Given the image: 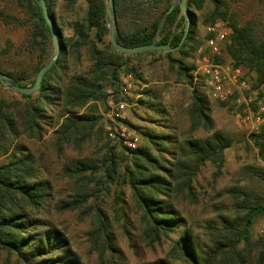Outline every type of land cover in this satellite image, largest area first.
Listing matches in <instances>:
<instances>
[{
    "label": "trees",
    "instance_id": "1",
    "mask_svg": "<svg viewBox=\"0 0 264 264\" xmlns=\"http://www.w3.org/2000/svg\"><path fill=\"white\" fill-rule=\"evenodd\" d=\"M12 1L26 17L21 26L28 28V47L38 46L40 54L31 75L5 74L17 86L30 87L52 55L51 36L34 0ZM55 1L45 0L56 25ZM83 2L82 16L70 23V36L62 35L56 26L60 52L39 90L20 95L7 89L12 98H0V255L5 256V263L14 257L22 264H80L64 233L46 221L58 191L46 177L49 171L42 157L23 144L42 142L51 130L49 149L60 162L59 175L68 184L62 190L67 199L56 208L60 213L91 217L88 235L105 251L115 252L114 243L106 214L95 201H89L97 193L90 186L104 184L108 189L118 184L129 189L141 213L145 241L150 246H167L164 257L149 264H264V127L247 136L263 165L249 169L245 179L249 185H234L226 191L229 207L218 201H200L208 193L198 192V176L211 167L210 195L216 193L225 152L233 141L215 129L207 96L192 87L195 66L186 62L202 44L196 13L208 5L202 24L208 27L221 22L229 29L222 52L231 65L243 70L255 103L261 101L264 19L241 17L224 0H187L190 26L184 36L186 20L178 4L166 14L172 0H113L118 44L134 48L150 45L156 38L157 45L175 48L184 37L174 52L127 55L114 51L105 41L109 32L106 0ZM259 2L264 5V0ZM1 16L6 24L19 21L9 14ZM10 47L7 41L0 48V66ZM144 57H153L149 64L162 68L159 81L172 80L187 88L181 106L186 128L178 131L169 122L168 108L141 71L138 61ZM124 77L144 86L137 104L167 120L164 124L151 118L155 129L133 127L145 140L135 150L110 140L103 123L109 101L130 102L121 92ZM220 105L227 107L228 103ZM200 202L214 215L204 221L202 233H196L183 214L186 207ZM257 219L263 220V230L253 237L250 229ZM106 262L115 264L112 258Z\"/></svg>",
    "mask_w": 264,
    "mask_h": 264
},
{
    "label": "rangeland",
    "instance_id": "2",
    "mask_svg": "<svg viewBox=\"0 0 264 264\" xmlns=\"http://www.w3.org/2000/svg\"><path fill=\"white\" fill-rule=\"evenodd\" d=\"M224 1L241 17L259 16L264 19V5L259 0ZM175 2L177 3L178 0H172V4ZM73 3L71 5L69 1L56 0L53 6L56 26L61 34L66 37L72 34L69 28L70 23L80 18L85 9L83 0H73ZM205 8L203 12L196 13L198 16L197 36L202 43L208 35L207 26L202 24L203 16L209 6L206 5ZM0 13L9 14L19 20L18 22L12 20L10 24H6L0 14V48H5L7 41L11 46L10 51L1 58V71L13 75H18L21 72L31 75L38 62L40 48L38 46L36 48L28 47L29 31L27 27L21 26L26 17L12 0H0ZM224 26L219 29H223ZM105 41H109V32L105 36ZM49 51L53 53L52 45H49ZM152 59L153 57H144L138 61L143 76L150 81L151 87L160 94L163 103L168 108L170 112L169 122L172 127H176L178 131L186 128L181 106L185 102L187 88L175 84L172 80L159 81L158 77L161 75L162 68L158 67L159 64L151 66L149 63ZM220 61L229 63L225 53L222 54ZM186 62L194 64V55ZM128 83L130 85L126 97L130 102L126 103L127 107L120 120V126L130 132L131 136L136 137L137 146H140L145 143V140L133 127L155 129V126L150 123L151 118L163 120L162 123L164 124L167 123V120L139 106L137 100L141 97L140 93L144 90V86L130 79ZM0 98H12V94L5 87L0 86ZM207 98L210 102L215 129L232 139L233 146L225 152V165L222 170V177L215 186L216 193L210 195L208 183L213 172L211 167L204 169L198 176L199 186L197 190L200 194L208 193V197H203L204 199L202 198L200 201H218V203H225L229 207L231 200L226 191L234 185H249L245 180L250 174L249 169L263 167V165L256 157V150L247 143V130L237 125L234 107L230 103L227 107H222L219 102L208 96ZM107 122L108 117L105 115L103 119L105 127ZM50 139L51 130H48L42 142L25 141L23 144L31 152L42 157L43 163L49 171V175L46 177L52 181L58 191L55 192L49 213L45 216L46 221L64 233L68 246L79 258L80 264H107L106 260L109 258H112L115 264H149L164 257L167 249L166 244L150 246L145 241L142 234L141 213L135 206L127 187H120L118 184H112L108 189L105 188L104 184L90 186L97 193L94 197L91 196L89 201L91 203L95 201V204L106 214L109 222L108 231L113 239L115 252L105 251L98 241L88 235L91 229V217L82 218L77 212L60 213L57 210L56 206L59 202L67 199L66 192L63 193L62 190L66 189L68 184L59 175L60 162L49 149ZM118 197L121 200H117ZM213 215L214 213L209 211V206L200 202L198 205L186 207L183 217L188 227L196 233H202L204 221ZM250 230L253 237L260 235L263 230V220L257 219ZM103 253V258L100 259V255ZM0 264L22 263L17 262L14 257L5 263V256L0 255Z\"/></svg>",
    "mask_w": 264,
    "mask_h": 264
},
{
    "label": "built area",
    "instance_id": "3",
    "mask_svg": "<svg viewBox=\"0 0 264 264\" xmlns=\"http://www.w3.org/2000/svg\"><path fill=\"white\" fill-rule=\"evenodd\" d=\"M223 23L217 22L207 27L208 35L197 47L194 55L195 70L192 73V87L221 103H230L234 107L236 123L247 130L248 134L258 133L264 127V98L255 103L250 84L239 67L221 62L222 45L230 31ZM129 78L122 79L121 92L127 94ZM191 87V88H192ZM109 110L105 114L108 122L105 127L112 141H119L130 150L137 148V138L120 126V120L127 107L122 100L109 101Z\"/></svg>",
    "mask_w": 264,
    "mask_h": 264
},
{
    "label": "water",
    "instance_id": "4",
    "mask_svg": "<svg viewBox=\"0 0 264 264\" xmlns=\"http://www.w3.org/2000/svg\"><path fill=\"white\" fill-rule=\"evenodd\" d=\"M34 1L36 5L38 6V8L40 9L42 18L44 19L46 26L48 27V30L50 32L52 46H53V53L51 57L49 58V60L47 61V63L39 69V71L36 74L34 83L30 87L17 86L12 77H10L9 75L3 72H0V84L6 89L16 92L20 95H32L39 90L44 74L52 67V65L56 61L59 55V52H60L56 25L54 21L51 19V15L48 11L45 0H34ZM186 2L187 0H178V2L173 3L171 7L169 8V10L166 12V14H168L178 4L180 12L186 20L184 36L187 34L189 26H190L189 16L186 12ZM106 4H107L109 44H110V47L114 51L121 53V54H127V55L139 54V53L150 52V51L174 52L177 49H179L180 45L182 44L184 37L181 39L180 44L175 48H171L165 45H157L156 38L153 39L150 45H144V46L134 47V48L124 47L118 44L116 41V33H115V17H114L113 0H106Z\"/></svg>",
    "mask_w": 264,
    "mask_h": 264
},
{
    "label": "crops",
    "instance_id": "5",
    "mask_svg": "<svg viewBox=\"0 0 264 264\" xmlns=\"http://www.w3.org/2000/svg\"><path fill=\"white\" fill-rule=\"evenodd\" d=\"M226 55V54H225ZM226 57H227V55H226ZM229 59V58H228ZM229 63H230V59H229Z\"/></svg>",
    "mask_w": 264,
    "mask_h": 264
}]
</instances>
